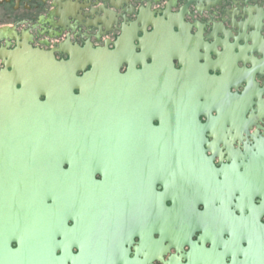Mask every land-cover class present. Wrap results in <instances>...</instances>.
Masks as SVG:
<instances>
[{
	"label": "flooded vegetation",
	"instance_id": "obj_1",
	"mask_svg": "<svg viewBox=\"0 0 264 264\" xmlns=\"http://www.w3.org/2000/svg\"><path fill=\"white\" fill-rule=\"evenodd\" d=\"M122 40L136 69L142 68L136 55L147 64L159 55V82L166 76L163 58L171 61L174 73L165 79L174 85L185 69L181 80L194 81L199 71L201 81L209 82L222 74L226 54L240 50L254 59L255 51H264V0H0V81L19 53L37 51L61 61L71 51L114 50ZM128 63H121L120 72ZM90 69L81 62L75 73ZM49 70V76L56 74ZM205 71L215 78H206ZM133 88L111 97L124 100L113 103L123 114L81 119L97 126L79 130V145L95 150L98 161L114 162L117 152L130 160L132 151L147 148L148 136H159V149L204 150L219 175L193 178L188 186L175 181L173 200L165 199L172 206L164 217L168 225L152 232L151 240L147 178H114L107 187L96 184L99 172L93 180L72 178L77 180L65 182V195L81 205L66 207L60 221L30 225V264H51L52 251L61 264H264V178L244 174L253 160H264V114L212 110L206 95ZM181 100L190 102V110L169 112ZM196 105L199 110H192ZM154 187L158 195L166 190L160 182ZM100 201L108 207L100 208Z\"/></svg>",
	"mask_w": 264,
	"mask_h": 264
},
{
	"label": "water",
	"instance_id": "obj_2",
	"mask_svg": "<svg viewBox=\"0 0 264 264\" xmlns=\"http://www.w3.org/2000/svg\"><path fill=\"white\" fill-rule=\"evenodd\" d=\"M125 42L122 40L114 50L71 51L69 58L61 61L37 51L19 53L13 71L0 81V264H30V225L60 221L58 216L66 207L81 205L73 202L75 197L65 195V182L77 180L72 178L93 180L99 172L102 180L94 181L101 187L109 186L114 178H147L149 240L153 239L152 232L159 233L167 224L164 217L171 214L172 206L167 207L165 199L173 200L169 193L176 182L188 186L193 178H217L219 169L204 150L159 149V136H148L143 141L147 148L132 151L130 160L117 152L114 162L98 161L95 150L79 145V130L89 126L81 119L91 122L98 114L108 116L113 110L123 114L124 108L113 109V103L122 105L124 100L111 97L129 94L127 86L144 87L142 93L153 95L157 88L159 95H206L210 109L221 108L229 114H264V51H255L254 59L240 50L226 54L222 74L215 78L205 71L206 78H215L209 82L201 81L199 71H195L194 81L181 80L188 71L185 69L174 85L166 80L174 73L169 59L161 60L165 64L161 73L166 76L159 82V55L152 56L150 64L140 54L134 55L142 65L136 69L127 59ZM123 61L129 66L120 72ZM81 62H89L91 69L78 76L75 71ZM237 62L242 63L241 68ZM49 69L56 74L49 76ZM45 86L46 98L41 100L39 91ZM73 88H79V93L75 94ZM98 96L101 99H96ZM176 104L178 107L168 108L169 112L190 110L188 100ZM194 109L199 110L197 105ZM96 126L90 123L89 127ZM253 161V167L244 172L245 178H264V160ZM156 182L164 184L168 192L158 195ZM103 201L100 208H107ZM12 242L17 246L12 247ZM51 264H61L53 251Z\"/></svg>",
	"mask_w": 264,
	"mask_h": 264
}]
</instances>
